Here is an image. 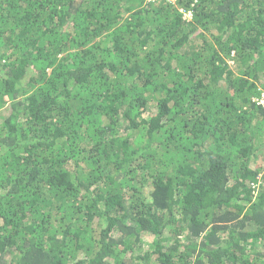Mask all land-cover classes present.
Here are the masks:
<instances>
[{"label": "trees", "instance_id": "trees-1", "mask_svg": "<svg viewBox=\"0 0 264 264\" xmlns=\"http://www.w3.org/2000/svg\"><path fill=\"white\" fill-rule=\"evenodd\" d=\"M0 264H264V0H0Z\"/></svg>", "mask_w": 264, "mask_h": 264}, {"label": "built area", "instance_id": "built-area-1", "mask_svg": "<svg viewBox=\"0 0 264 264\" xmlns=\"http://www.w3.org/2000/svg\"><path fill=\"white\" fill-rule=\"evenodd\" d=\"M153 1H157V0H153ZM172 1H175V0H172ZM190 15V14H189Z\"/></svg>", "mask_w": 264, "mask_h": 264}, {"label": "rangeland", "instance_id": "rangeland-1", "mask_svg": "<svg viewBox=\"0 0 264 264\" xmlns=\"http://www.w3.org/2000/svg\"><path fill=\"white\" fill-rule=\"evenodd\" d=\"M147 194H149V193H147Z\"/></svg>", "mask_w": 264, "mask_h": 264}]
</instances>
